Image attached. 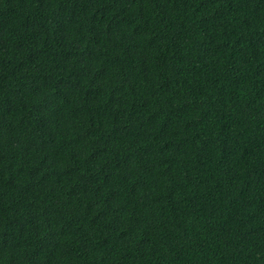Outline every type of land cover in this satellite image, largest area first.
Wrapping results in <instances>:
<instances>
[{"label": "trees", "instance_id": "1", "mask_svg": "<svg viewBox=\"0 0 264 264\" xmlns=\"http://www.w3.org/2000/svg\"><path fill=\"white\" fill-rule=\"evenodd\" d=\"M0 264H264V0H0Z\"/></svg>", "mask_w": 264, "mask_h": 264}]
</instances>
